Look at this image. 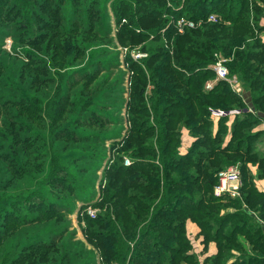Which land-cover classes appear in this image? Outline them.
<instances>
[{
    "label": "trees",
    "instance_id": "1",
    "mask_svg": "<svg viewBox=\"0 0 264 264\" xmlns=\"http://www.w3.org/2000/svg\"><path fill=\"white\" fill-rule=\"evenodd\" d=\"M15 2L31 14L32 2ZM0 4L4 7L3 15L23 17L26 21L20 28L31 30L28 14H21L20 10L12 12L3 0ZM260 4H264V0L116 1L115 40L120 45L133 46L149 37L156 40L164 36L167 49L161 44L154 48L143 43L140 49L147 51L146 56L129 63L128 69L132 73L130 88L134 92L129 103L135 105L131 111L139 117L152 118L154 123L145 125L146 119L141 118L126 130L120 147L127 152L131 163L125 166L122 155L117 156L109 166L102 186L100 182L101 188L93 203L95 207L103 208L104 212L97 213L93 218L84 213L82 217L84 238L95 247L105 264L144 262L145 257V264H199L197 255L190 251L191 243L183 234L186 216L196 223L202 233L206 232L202 238L203 250L208 241L216 243V253L204 257L201 264H264V191L254 186L253 175L247 165L241 166L240 197L213 195L217 172L236 155L257 157L255 176H264V156L253 151L250 143L256 142L261 135L253 128L264 118V42L258 35L263 27L250 23V18L258 19ZM211 12L218 15L214 22L206 21ZM169 16L172 21H169ZM180 16L192 19L195 26L177 32L173 23ZM49 26L54 31L39 33L38 37L58 36L54 23ZM65 48L71 49L69 45ZM217 56L225 59L229 75L237 77L240 92L224 80L216 81L209 90L204 89L205 82L214 77L210 65ZM82 79L75 81L81 83L82 93L95 80L101 81L93 72L83 74ZM81 101L73 97L71 103L79 105ZM8 103L13 105L11 111L3 109ZM71 103L69 108H72ZM0 106L2 127H5L6 120L13 124L14 141L9 145L21 154L17 163L8 168L3 165L0 170L7 175L4 181L9 184L15 179L24 180L29 174L28 169L35 168V161L29 153H25L28 142L20 139L16 129L20 126V115L28 114L34 120L36 115L24 110L16 96L10 101L5 99ZM209 106H250L251 111L234 117H220L213 128L207 109ZM93 115L96 121L88 122V125L102 127L104 121L96 119L102 113L94 112ZM229 118H232L230 126L227 125ZM182 128H188L194 137L184 155L178 151ZM3 137L0 135L1 139ZM3 139L8 145L7 139ZM17 153L13 154L14 160ZM0 160L5 162L7 157L0 153ZM48 161L49 180H59L66 175L76 181L79 172L84 174L87 170L84 167H65L55 158ZM194 187L208 192L206 199L182 192L184 188ZM220 200L236 204L237 209L219 215L214 219L215 224L210 226L200 217L207 212H201L200 205ZM60 206L41 209L43 212H39L35 220L54 218L61 221L55 214L66 211V208ZM82 207L85 208V204ZM164 215L174 217L164 222L160 219ZM9 220L13 223L0 230V246L7 242L14 248L10 256L11 264L52 262L51 257L60 248L54 242L29 243L15 249L16 243L4 241L8 233L14 236L19 226L36 222L34 219ZM210 228L213 231H209ZM241 234L242 239L237 237ZM168 237L172 243H168ZM130 243L139 251L133 249L129 254ZM5 258L1 259L2 264Z\"/></svg>",
    "mask_w": 264,
    "mask_h": 264
},
{
    "label": "rangeland",
    "instance_id": "2",
    "mask_svg": "<svg viewBox=\"0 0 264 264\" xmlns=\"http://www.w3.org/2000/svg\"><path fill=\"white\" fill-rule=\"evenodd\" d=\"M3 1L12 12L20 10L21 14L30 16L31 30L20 28L26 21L23 17L3 15L4 7L0 4V103L16 96L24 110L36 115L35 120L28 114L20 115V126L16 129L20 139L28 142L25 153H29L35 161V168L28 169L29 174L24 180L15 179L9 184L4 181L7 175L0 171V230L13 223L10 218L34 219L36 222L19 226L14 236L8 233L4 241L16 243L15 249L29 243H56L60 248L51 257L52 262L47 264H105L95 247L84 238L85 223L82 217L84 213L87 214V206L95 214L104 212L103 208L95 207L93 203L104 184L109 166L117 156L122 155V160L128 158L131 161L127 152L120 147L126 130L141 118L146 119L145 125L154 123L152 118L139 117L131 111L135 105L129 103L134 92L130 88L129 77L132 73L128 65L138 59L135 58L136 53L146 54L147 51L140 49L143 43L154 48L161 44L167 49L164 36L156 40L149 37L133 46L120 45L115 40V3L118 0H28L33 3L31 14L23 11L15 0ZM170 17L169 21H172ZM250 21L258 24V19L250 18ZM51 23H54L58 36L38 37L39 33L50 34L54 31L49 26ZM166 26L161 29V34ZM65 45L71 49L66 50ZM89 72H93L101 81L95 80L82 93L81 83L75 81ZM73 97L82 99L79 105L71 103ZM89 99L93 101L92 104H88ZM69 103L72 108H69ZM12 107L8 103L3 109L11 111ZM94 112L102 113L101 117H96L97 121H104L102 127L88 125V122L95 120ZM5 123L4 128L0 124V135H4L8 145L0 138V153L7 157V161L0 160V170L3 165L8 168L14 162L17 163L21 157L9 145L14 141L11 131L13 124L10 120ZM230 124L231 120H228L227 125ZM180 132L178 151L184 155L194 137L188 128H182ZM250 143L251 149L258 155L264 153L261 136L257 137L256 142ZM14 153H17L15 160ZM53 158L65 167H84L87 170L84 174L79 172L76 181L66 175H62L59 180H49L48 160ZM243 164L256 166L257 169L258 159L239 154L231 158L225 167L236 165L241 173ZM182 192L194 198L203 196L206 199L208 195V192L198 191L196 187L184 188ZM83 204L85 208H81ZM56 205L66 208V211L55 214L61 221L54 218L35 220L39 212ZM200 206L201 212L207 211L200 217L210 226L215 224L214 219L219 215L237 209L236 204L221 200L209 205L202 202ZM173 217L164 215L160 219L169 222ZM190 222L194 223L186 216L183 234L192 243L190 251L198 257L200 254L195 252L198 247L196 244L206 232L202 233L198 227L197 237L194 236L186 227ZM209 231L213 230L210 228ZM178 236H182V233H178ZM237 237L243 238L242 234ZM167 241L172 243L170 237ZM133 249L139 251L130 243L129 254H132ZM13 250L7 242L0 246V264L5 257L8 259H4V264H11ZM198 260L201 264V258ZM145 261L137 260L131 264H145Z\"/></svg>",
    "mask_w": 264,
    "mask_h": 264
},
{
    "label": "built area",
    "instance_id": "3",
    "mask_svg": "<svg viewBox=\"0 0 264 264\" xmlns=\"http://www.w3.org/2000/svg\"><path fill=\"white\" fill-rule=\"evenodd\" d=\"M218 19V15L215 12L209 13L206 18V21L214 22ZM124 20V19H123ZM200 21V20H199ZM174 26L176 27L177 32H183L186 28H191L195 26V22L185 16H180L174 21ZM146 54L138 52L135 54V58L144 57ZM214 77L209 79L204 84V89L209 90L212 85L218 80L226 81L230 87L237 92H240V86L235 75H229V70L225 64V59L217 56L214 63L210 65ZM209 115L212 119H218L220 117H234L251 111L249 106L244 107H230V108H219L209 106L208 108ZM123 165L127 166L131 163L130 159L124 158L122 160ZM217 182L213 187V195L216 197H221L227 195L231 198L240 197V186H241V177L240 170L238 166H228L217 172ZM87 215L90 217H95V212L93 209L87 207Z\"/></svg>",
    "mask_w": 264,
    "mask_h": 264
},
{
    "label": "crops",
    "instance_id": "4",
    "mask_svg": "<svg viewBox=\"0 0 264 264\" xmlns=\"http://www.w3.org/2000/svg\"><path fill=\"white\" fill-rule=\"evenodd\" d=\"M260 6H261V9H260L261 13L258 16V24H259V26L263 27V29L259 32V36H260L261 40L264 42V4H260ZM212 120H213V125H214L213 128H215L216 124H217V119H212ZM228 120L232 121V118H229ZM253 131L261 132L260 136L263 138V145H264V118L260 119V121L253 128ZM263 148H264V146H263ZM261 156H264V153L261 154ZM247 167H248L250 173L253 175L254 186L257 188V190L263 192L264 191V176H260V177L255 176L256 170H257L256 166L255 167L247 166ZM186 227H187V229L189 228V230H191V233L194 236L197 237L199 229H198V226L195 223H191L190 222V223L186 224ZM263 227H264V225H263ZM201 239H202V237L198 238V241H197V244H196L198 247H197V250H195V252L198 253V255L200 254L198 256V258H201V260H202L206 256H211V255L215 254L216 251H217V247H216V243L211 240V241H208L206 243V248H205V250H203V242L201 241Z\"/></svg>",
    "mask_w": 264,
    "mask_h": 264
}]
</instances>
